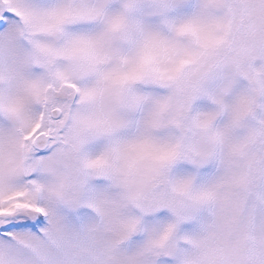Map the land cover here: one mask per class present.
I'll use <instances>...</instances> for the list:
<instances>
[{
	"label": "snow or ice",
	"instance_id": "obj_1",
	"mask_svg": "<svg viewBox=\"0 0 264 264\" xmlns=\"http://www.w3.org/2000/svg\"><path fill=\"white\" fill-rule=\"evenodd\" d=\"M0 264H264V0H0Z\"/></svg>",
	"mask_w": 264,
	"mask_h": 264
}]
</instances>
